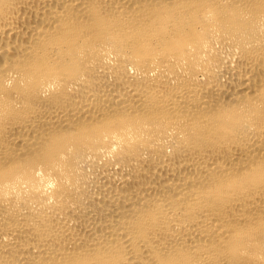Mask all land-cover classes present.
I'll return each instance as SVG.
<instances>
[{"label": "bare ground", "instance_id": "bare-ground-1", "mask_svg": "<svg viewBox=\"0 0 264 264\" xmlns=\"http://www.w3.org/2000/svg\"><path fill=\"white\" fill-rule=\"evenodd\" d=\"M0 264H264V0H0Z\"/></svg>", "mask_w": 264, "mask_h": 264}]
</instances>
